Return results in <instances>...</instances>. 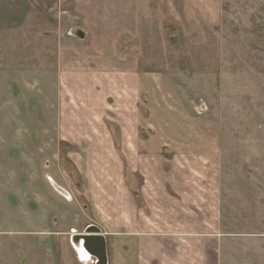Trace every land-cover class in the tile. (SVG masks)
Listing matches in <instances>:
<instances>
[{
    "label": "rangeland",
    "instance_id": "1",
    "mask_svg": "<svg viewBox=\"0 0 264 264\" xmlns=\"http://www.w3.org/2000/svg\"><path fill=\"white\" fill-rule=\"evenodd\" d=\"M140 1L132 37V0H0L24 16L0 25V264H56L90 224L110 264L132 231L264 264V0Z\"/></svg>",
    "mask_w": 264,
    "mask_h": 264
},
{
    "label": "crops",
    "instance_id": "2",
    "mask_svg": "<svg viewBox=\"0 0 264 264\" xmlns=\"http://www.w3.org/2000/svg\"><path fill=\"white\" fill-rule=\"evenodd\" d=\"M112 1V2H111ZM118 1V0H116ZM115 0H102V2L100 3L101 8L98 10H96L97 12H115V11H121L120 9V5H118V2H116ZM176 0H172V6H175L177 4ZM143 2V1H142ZM150 4V0L147 1ZM153 3L157 4V13L159 16H162L163 13L166 12V10H163L161 8V6H163L164 4V0H152ZM109 3V4H108ZM152 3V4H153ZM144 3H141L140 0H132V37H137L138 34H140V30L142 27L141 24V18H142V12L143 9H146V11H150L151 9H149L148 6H144ZM112 7V8H111ZM175 9V8H174ZM4 10V8H3ZM1 10V11H3ZM176 10V9H175ZM6 11V10H4ZM11 12H23V10L20 9H13L11 10ZM129 12V10H128ZM163 12V13H162ZM173 13V11H172ZM8 18H6V21H0V25H3L5 23L3 22H10L11 20H16L17 25L19 26V22H22L21 26H23V21H24V16L18 20L17 16H9L7 15ZM175 19H178L176 17V15H174ZM10 18V19H9ZM100 25V24H99ZM104 25V23L102 24ZM98 27V26H97ZM104 29V26H101ZM20 28V27H19ZM17 29V27H16ZM19 30V29H18ZM67 38V37H66ZM105 37H103L104 39ZM88 40V38L86 39V41ZM135 44V43H134ZM136 45V44H135ZM6 58V54H3L2 56L0 55V67L1 64L3 65L4 59ZM8 58L18 61L21 58V56L18 55H14V53H12L11 55H7ZM98 57V56H97ZM132 57L135 58V61H142L141 57H140V52H134L132 53ZM99 58V57H98ZM145 59L147 60V58L145 57ZM148 60H150L148 58ZM18 63V62H17ZM137 65V63H135ZM135 69V68H133ZM132 69V76L134 78V80H137V77L139 76V79L144 75H148L147 73H138L135 69V71H133ZM39 71H44V72H48L50 74L49 71H51V68L47 69V68H43V69H38ZM37 70V71H38ZM134 72V73H133ZM147 78H143V80H139V83H146L147 84ZM137 84H135L134 86H136ZM142 86V84L138 85V87L136 86V89L138 91V93H140V91L144 90L142 88H140ZM146 87V86H145ZM145 97V95H143ZM147 218V217H146ZM154 219H151V221H153ZM149 227V226H148ZM154 233V232H153ZM150 232H146V233H141V232H134L132 231V264H200V247H196V251H195V247L193 245H191V241H188V243H190V245L188 246L187 250H185V246L182 244H177V242L175 240H169L168 238H164L163 235H158V234H153ZM124 247V246H121ZM59 250L56 251L59 254V258L62 261V264H94V259H91V257L89 256L88 259H76L74 256V253L78 256V258H81L80 254L78 253V251L75 250V248L72 246V248H69L67 246H61L60 248H58ZM186 252L187 253H192L193 258L192 261L190 260H186ZM196 253V259L194 257ZM108 254V253H107ZM61 261L59 260L56 264H60ZM119 261V260H118ZM115 262V264H121L120 262L118 263ZM108 264H110V259L108 258ZM114 264V262H113Z\"/></svg>",
    "mask_w": 264,
    "mask_h": 264
},
{
    "label": "water",
    "instance_id": "3",
    "mask_svg": "<svg viewBox=\"0 0 264 264\" xmlns=\"http://www.w3.org/2000/svg\"><path fill=\"white\" fill-rule=\"evenodd\" d=\"M67 36L84 41L87 32L82 27H73L68 30ZM51 182L55 190L67 198L68 193L53 180ZM71 242L78 253L83 251L94 258V264H108L106 237L97 225L90 224L83 232L72 234Z\"/></svg>",
    "mask_w": 264,
    "mask_h": 264
},
{
    "label": "bare ground",
    "instance_id": "4",
    "mask_svg": "<svg viewBox=\"0 0 264 264\" xmlns=\"http://www.w3.org/2000/svg\"><path fill=\"white\" fill-rule=\"evenodd\" d=\"M79 254H80L81 258H83V259L89 258V255L86 252L80 251Z\"/></svg>",
    "mask_w": 264,
    "mask_h": 264
}]
</instances>
